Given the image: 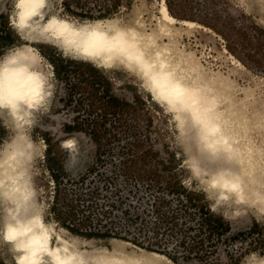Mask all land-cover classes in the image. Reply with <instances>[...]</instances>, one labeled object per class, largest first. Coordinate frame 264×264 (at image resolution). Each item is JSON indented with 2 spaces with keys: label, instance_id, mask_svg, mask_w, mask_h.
<instances>
[{
  "label": "rangeland",
  "instance_id": "1",
  "mask_svg": "<svg viewBox=\"0 0 264 264\" xmlns=\"http://www.w3.org/2000/svg\"><path fill=\"white\" fill-rule=\"evenodd\" d=\"M50 1L53 10L75 19L116 17L127 22L136 16L145 30L151 27L160 3V0ZM164 2L170 4L177 19L196 23L172 29L177 30L174 37L178 47L197 57L201 71L224 98L218 97L219 106L233 113L238 126L243 124L240 137L250 136V146L256 153L252 152L254 160L263 161L264 150L258 149L264 146L258 144L264 141V0ZM11 10L12 0H0V56L24 41L10 24ZM32 45L45 67L52 71L54 83L47 109L36 115L28 129L33 140H43L45 144L35 163L40 186L38 199L44 201L45 220L57 226L68 224L69 207L64 201L73 198V205L80 206L74 210V221L70 222L82 227L78 220L88 209L75 200L79 195L74 193L96 189L99 199L90 209V222L102 231L112 221L114 230L130 238L137 224H129V218L143 210L152 222L155 216L152 210L159 197L168 201L169 209L176 207L182 198L173 186L178 181L201 192L212 214L222 218L231 229L219 232V238L214 234L208 239L200 259L186 260L177 254L174 264H248L264 256V215L259 209L262 205L250 201L237 203L221 193L208 195L187 163L192 155L197 169L208 174L220 167L234 166L232 157L198 151L191 136L188 137L190 130L179 127L173 114L154 100L133 74L65 54L51 41H34ZM11 133L8 123L0 119V150L5 149ZM64 137L75 139L73 159L67 152H59L58 141ZM56 190L59 196L55 202ZM117 199L119 206L110 214L105 213L110 209L108 204ZM189 211L193 217L191 232H195L198 214L193 208ZM72 233L90 239L92 245L111 247L109 239L113 237ZM131 244L128 247L136 249ZM2 247L0 244V264H10Z\"/></svg>",
  "mask_w": 264,
  "mask_h": 264
},
{
  "label": "bare ground",
  "instance_id": "2",
  "mask_svg": "<svg viewBox=\"0 0 264 264\" xmlns=\"http://www.w3.org/2000/svg\"><path fill=\"white\" fill-rule=\"evenodd\" d=\"M52 8L53 5L49 0L45 16L59 17L60 20L76 27H95L98 30L100 39L93 45L91 51L82 53L64 45L58 38L53 39L52 32L67 29V24L58 23L55 20L49 25L48 30L42 29L37 24L34 30L27 33V39L16 46L28 45L38 53L32 45L34 41H51L57 44L65 54L87 59L109 69L121 68L136 76L138 82L151 97L173 114L178 126L190 130L188 137L191 136L190 140L194 146L196 145L198 151L204 150L212 155L224 154L234 159V166L230 168L220 167L207 174L203 170L197 169L192 155L188 158L187 163L191 172L199 178L204 191L210 196L221 193V195L237 203L258 202L262 205L258 207L259 209L262 208L264 215V159L263 161L254 160L253 153H256L250 146L252 142L250 136L243 135L240 137L239 135L243 124L238 126L236 117L231 116L233 113L226 110V107L222 109L219 106L218 97L220 100L224 98L221 97L216 88L214 89L215 86L210 83L205 72L201 71L203 68L199 65L197 57L189 50L179 49L174 37L176 34L174 31L177 30H172L173 28H188L196 25L194 21L177 19L169 12L164 0H160L157 8L158 13L154 15L155 18L149 30L143 28L141 21L136 16L133 17V20L131 19L132 21L129 19L130 22L116 17L110 19H75L62 15ZM11 15L12 10L9 13V21ZM109 33L111 34L109 35ZM230 57L234 64L237 63L240 66V63L233 56ZM33 60L36 70L44 77L47 84V95L36 105L31 116L27 118L30 120L31 126L36 115L47 109L54 87L52 71L45 67L39 53L33 56ZM17 119L19 120V118ZM2 120L8 123L13 132L5 144L6 146H4L5 149L0 150L5 151L12 145L13 140L18 138V134L24 132L25 129L7 115H4ZM30 139L34 144L35 153L32 163V184L37 192V206L44 213V201L38 199L40 186L35 163L36 159L42 156L45 144L43 140L35 141L31 137ZM58 142L59 152H67V155H72L73 159L76 152H72L75 139L64 137ZM258 145L264 146V141ZM262 150H264L262 147L258 149L259 152ZM230 161H232L231 158ZM223 164L226 166L225 163ZM14 168L15 165L11 161H5L3 165H0V190H7L10 186V181L14 178ZM37 206H33L31 210L36 211ZM6 210L10 212L11 205L7 200H4L3 206H0V244L5 247V251L9 255L7 260L10 264H16L17 253L13 252L11 245L3 239L2 230ZM7 219L10 220L11 217L8 216ZM44 221L54 226L55 234L51 246L56 249L58 256L60 254H74L79 257L80 254H87L91 259V264H174L164 254L137 246H135L136 249L129 248L128 246L132 244L126 240L113 237L109 239L111 247L92 245L90 239L75 235L63 226H57L54 222L45 219ZM42 247L47 248L48 244L45 242ZM45 261L47 262V257H45ZM248 264H264V256L252 260Z\"/></svg>",
  "mask_w": 264,
  "mask_h": 264
},
{
  "label": "clouds",
  "instance_id": "3",
  "mask_svg": "<svg viewBox=\"0 0 264 264\" xmlns=\"http://www.w3.org/2000/svg\"><path fill=\"white\" fill-rule=\"evenodd\" d=\"M48 3L49 0H12L10 23L21 39H27V33L34 30L37 24L48 30L55 20L67 24V29L52 32L53 39H60L73 50L90 52L100 39L98 30L95 27H76L59 17L45 16ZM35 55L38 53L28 45H20L0 56V119L7 115L25 129L7 150L0 151V165L5 161L15 165L10 186L7 190H0V206H3L4 200L11 205V211H5L3 239L17 253L16 264H91L87 254H80L79 257L56 254V249L51 246L54 226L45 223L43 210L37 206V192L31 178L34 144L27 131L31 126L27 118L47 95V84L35 68ZM33 206H37L36 211L31 210ZM45 242L47 248L42 247Z\"/></svg>",
  "mask_w": 264,
  "mask_h": 264
},
{
  "label": "trees",
  "instance_id": "4",
  "mask_svg": "<svg viewBox=\"0 0 264 264\" xmlns=\"http://www.w3.org/2000/svg\"><path fill=\"white\" fill-rule=\"evenodd\" d=\"M168 9L171 14L174 12L168 3ZM175 192L182 194V198L179 199L178 204L175 208H168V201L159 197L154 204L152 212L154 213V219L152 222L148 220V214H143L145 211L142 210L141 214H134V217H130V223L137 224L133 228L132 237H128L125 234H120L117 230H114L113 222L104 230L96 228L93 223L90 222V209L94 205H97V199H99V193L96 189L93 191H77L74 194L79 202L88 209V213H82L81 218L78 220L79 225L82 227H77L74 221V210L80 205L72 203L73 198H67L65 204L69 207L67 209V214L70 217L68 224H63V227L68 230L75 232L80 235L85 236H102L105 237H116L122 240L129 241L138 247L146 250L155 251L164 254L174 263H177V254H181L183 259L189 260L190 258L197 257L200 259L202 257V249L204 243L212 236L216 234L219 238V232H228L231 228L229 224H226L222 218L219 216H214L203 197V194L197 193L193 190L186 188L181 182H174L173 184ZM58 187V186H56ZM58 189V188H56ZM54 196V201L56 202L59 193ZM66 199V198H65ZM120 199L111 201L108 205L110 209L107 208L105 213L110 214L114 207L119 206ZM190 208L195 210V214H198V220L194 223L195 232H191L193 226L191 225L193 217L191 216ZM107 217L109 215H106ZM138 222V223H136ZM82 229L85 230L82 233ZM150 232V234H149Z\"/></svg>",
  "mask_w": 264,
  "mask_h": 264
}]
</instances>
